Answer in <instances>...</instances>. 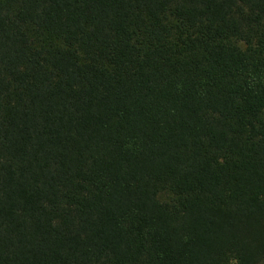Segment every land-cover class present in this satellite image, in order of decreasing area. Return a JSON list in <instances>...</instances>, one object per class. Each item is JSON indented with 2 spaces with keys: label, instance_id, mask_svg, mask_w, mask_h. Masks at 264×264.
I'll use <instances>...</instances> for the list:
<instances>
[{
  "label": "trees",
  "instance_id": "1",
  "mask_svg": "<svg viewBox=\"0 0 264 264\" xmlns=\"http://www.w3.org/2000/svg\"><path fill=\"white\" fill-rule=\"evenodd\" d=\"M0 264H264V0H0Z\"/></svg>",
  "mask_w": 264,
  "mask_h": 264
}]
</instances>
